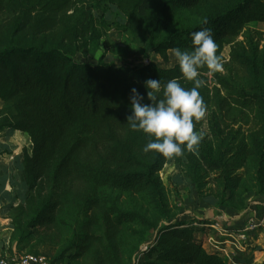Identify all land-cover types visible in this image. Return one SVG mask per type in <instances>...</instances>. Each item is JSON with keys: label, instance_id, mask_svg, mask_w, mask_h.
Segmentation results:
<instances>
[{"label": "trees", "instance_id": "trees-1", "mask_svg": "<svg viewBox=\"0 0 264 264\" xmlns=\"http://www.w3.org/2000/svg\"><path fill=\"white\" fill-rule=\"evenodd\" d=\"M111 4L124 14L125 31L144 44V54L167 60L174 48L191 51L192 33L202 27H211L218 55L234 43L230 63L248 75L224 64L226 73H211L210 87L208 69L200 70L206 110L194 131L201 132L208 115L215 139L203 134L198 152L184 151L187 163L179 158L178 174L200 196L211 184L204 194L217 200L218 210L244 209L249 197L264 193V32L249 26L264 22V0H0V100L7 104L0 131L10 127L32 143L22 163L26 209L15 219L11 255H21L39 227L65 226L66 248L48 264L80 258L124 264L138 252L128 238L148 240L145 228L153 240L136 264H229L197 235L207 219L193 217L189 225L181 214H169L161 178L169 158L144 153L147 135L127 124L132 88L150 103L146 80H160V98L172 78L194 86L179 64L76 58L102 38ZM250 115L255 126L245 130L241 122ZM153 214L162 220L154 222Z\"/></svg>", "mask_w": 264, "mask_h": 264}, {"label": "rangeland", "instance_id": "rangeland-1", "mask_svg": "<svg viewBox=\"0 0 264 264\" xmlns=\"http://www.w3.org/2000/svg\"><path fill=\"white\" fill-rule=\"evenodd\" d=\"M108 11L105 13L106 21L105 25L102 26V38L100 40L92 43L88 47H86L83 51L79 52L77 54V60L83 61L85 59H88L89 61L96 63L97 59L101 56H104L106 61H114L117 65H121L124 62L126 63H143L148 60V57L157 62L162 67H173L175 64L178 63L176 58L173 55V51H168V59L164 60L162 56H160L158 53L154 52H147L144 54V44L137 41V39L132 36L130 33H127L124 29V23L125 18L124 14L120 11V9L115 5L111 4L108 6ZM249 26L253 29H257L264 32V22H252L249 24ZM243 38L238 37L236 41H241ZM235 41V42H236ZM233 44H228L225 49L222 52V62H223V73L225 72L224 64L228 65L232 68V70L239 75L240 77H246L248 75L247 70L245 68H240L236 64L230 63V52L233 49ZM206 75H209L210 87L213 86L212 84V76L211 73L207 72ZM7 108V104L0 100V119L3 117L5 113V109ZM231 119V118H230ZM231 120H228L230 122ZM255 116L250 115L246 117L244 120H242V124H244V129L248 130L249 128L255 126ZM237 126L234 127V129ZM3 131V130H2ZM2 131H0V163L2 161L7 160V163L9 164L8 169L3 168L0 166V172L1 171H7L3 173V175L9 174V178L6 176V180H2L0 177V183H9L11 186L10 195L7 196L0 195V202L4 200H8L5 202V205L7 204H13L16 203L17 208L12 211V214L7 217V219H1L2 225H9L11 230L10 235V241L14 244L16 249V242L13 239V232H14V224L15 219L19 215V213L26 209L25 203L23 202V194L26 192V174L23 169V161H24V152L31 151L32 143L29 138V136L26 133H16L15 135H7V140L4 142L1 140L2 137ZM203 134H207L210 136V139H215L214 133L212 132L210 126H209V119L208 115H206L205 120L201 126V132ZM203 144L200 142L199 146H202ZM198 146V147H199ZM198 147L195 148V150H192L194 152H198ZM188 151V150H185ZM17 154H20L19 159L21 160V164L19 167L15 166V169L11 168V166L14 167V162H16V156ZM179 158H182L184 160V163H187L185 156L180 157H172L169 158L167 163L165 164L163 170L161 171V178L164 182V185L167 190V201H168V210L169 214L174 216L175 218L177 215L181 214V217L183 215H186L184 217V221H186L187 224L190 225V222L193 220L192 217L196 218V216H199L200 218L205 217V212H208V210H215L218 209V202L217 200L209 195L204 194L211 184L204 187L203 195H198L197 188L193 184H189V180L185 179L184 177L179 176V171L181 169L180 164L178 163ZM17 165V164H16ZM252 194H249L251 196ZM260 197L264 200V193L259 194ZM248 196V197H249ZM5 211H8L4 209V206L0 208V215L5 213ZM186 211V213H184ZM191 214L192 216H189ZM188 216V217H187ZM264 216V214H263ZM249 217H252V215H248L245 217V220L249 219ZM154 222H159L162 220V218L159 215L153 214L152 217ZM210 223H214L215 220H212L210 218H205ZM221 221V220H219ZM196 223V222H193ZM199 225V223H196ZM205 228V231H209L210 229H213L208 226H203ZM140 229V228H139ZM224 232V231H222ZM143 234L148 235V240L143 241L140 236H133L128 238V244L131 247H138V252L132 259V261H128V259L124 258L125 262L124 264H136L137 261H140L143 259L144 255L143 252L148 248L147 243L153 240V232L152 230L145 229ZM262 234H264V230H261L255 234H252V238H250L251 243L257 244V246H260V251L264 250V241H262ZM68 235L67 228L65 226H61V228L56 226H50V227H39L37 229V232L34 233V240L31 242V245H38L36 248L30 247L31 245L25 247L21 250V254L26 253H35L41 254L43 256L46 255L48 261L53 260L56 256L60 255L66 248V241L65 237ZM201 236V234H197ZM220 235V231L215 232L213 231L211 235L208 236V240L206 239V245L212 249L214 246L212 245L214 240H217V237ZM217 236V237H216ZM211 238L213 240H211ZM264 238V237H263ZM229 239V238H228ZM261 240V241H260ZM248 241V240H247ZM227 247L230 243H226ZM227 248V249H228ZM232 248V247H231ZM36 250V251H35ZM13 251V250H11ZM235 252V250H232ZM246 252H237L236 257L240 258H251V255L248 254L247 256ZM125 256V255H124ZM261 261L264 262V252L261 254ZM260 262L259 264H261ZM58 264H68V260L63 261ZM71 264H92V261L88 258L85 260V258L80 259H74Z\"/></svg>", "mask_w": 264, "mask_h": 264}, {"label": "clouds", "instance_id": "clouds-1", "mask_svg": "<svg viewBox=\"0 0 264 264\" xmlns=\"http://www.w3.org/2000/svg\"><path fill=\"white\" fill-rule=\"evenodd\" d=\"M208 24L205 19L202 22ZM191 51L174 48L173 55L178 61L183 78L191 81L193 87L185 88L177 78L162 85L160 80L148 79L144 82L147 98L136 88L131 89V114L127 117L130 129L142 131L148 137L144 153L156 152L164 157H180L185 150L192 151L199 146L203 133L194 131L195 122L205 116V102L199 89L204 81L200 70L207 68L209 73L223 70L222 57L217 54L218 45L213 39L211 27H202L192 33Z\"/></svg>", "mask_w": 264, "mask_h": 264}, {"label": "crops", "instance_id": "crops-1", "mask_svg": "<svg viewBox=\"0 0 264 264\" xmlns=\"http://www.w3.org/2000/svg\"><path fill=\"white\" fill-rule=\"evenodd\" d=\"M21 133L19 131H16L14 129H11L10 127H6L3 129L2 131V137L1 140L2 141H6L7 140V135H15V134ZM20 154H17L16 156V162H14V167L11 166L12 170L13 168L15 169L16 167H19L21 164V160L19 159ZM17 164V165H16ZM0 166L3 168L8 169L9 164L7 163V160L2 161V163H0ZM1 169V168H0ZM7 171H1L0 172V177L2 178V180H6V176L9 178V174L7 173L6 175H3V173H5ZM11 191V186L9 183H0V195L3 193H10ZM258 198V200H257ZM8 200H4L0 202V208L4 206H7V204L5 205V202H7ZM247 206L244 209H234L232 207H227V206H222L218 209L215 210H208V212H205V217L202 218H210L212 220H215L214 223H208L207 226L211 227L213 229H210L209 231H202L199 234H201V236L198 235V237L201 239L203 246H205L206 248H209L206 245V239L208 238L209 235L212 234V232L215 230L217 232L220 231H224V232H234L237 235V232L240 231L242 229V223L245 221V217H247L248 215H254L255 217H262L264 214V200L260 197V196H251L248 198V202H247ZM10 208L8 209V211H5V213H3L2 215H0V221L1 219H7V217H9L12 214V211L15 210V207L17 208V204L13 203L12 205L9 203ZM184 213H186V211H184ZM186 215L182 216V220H185L184 217ZM189 216H192L191 214H189ZM188 217V216H187ZM193 218V217H192ZM196 218H200L199 216H196ZM201 219V218H200ZM221 220V221H219ZM1 223V222H0ZM196 224V223H195ZM199 225H203V224H199ZM10 235H11V230H10V226L9 225H2L0 224V257L2 256H9L11 255V250H15V246L13 243H11L10 241ZM262 236V241H264V234L261 235ZM217 237V236H216ZM252 235L249 236L248 241H241V243L243 244L242 246L244 247V251H247V256L248 254L251 255V258H240L241 261L242 259L245 260V264H259L260 262H262L261 260V254L264 252V250L260 251L261 247L257 246V244L251 243V239ZM209 239V238H208ZM207 239V240H208ZM226 237L223 235H219L217 237V241H225ZM261 241V240H260ZM210 249V248H209ZM213 250V248H212ZM229 264H232L228 261Z\"/></svg>", "mask_w": 264, "mask_h": 264}, {"label": "built area", "instance_id": "built-area-1", "mask_svg": "<svg viewBox=\"0 0 264 264\" xmlns=\"http://www.w3.org/2000/svg\"><path fill=\"white\" fill-rule=\"evenodd\" d=\"M261 230H264V216L255 217L252 215V217H249V219L242 223V229L237 232V235L231 231H221L220 234L222 236L224 235L226 240H214L212 243L214 246L213 250L220 252L232 264H245L243 259L241 261L240 257H236L238 251L243 252L245 250L241 241L248 240L249 236ZM211 240L213 239L211 238ZM227 242L230 243V248L227 247ZM232 250H235V252ZM0 264H48V260L43 255L26 253L21 255L2 256L0 257Z\"/></svg>", "mask_w": 264, "mask_h": 264}]
</instances>
